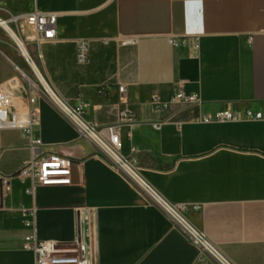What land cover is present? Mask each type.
Wrapping results in <instances>:
<instances>
[{"label": "crops", "instance_id": "obj_1", "mask_svg": "<svg viewBox=\"0 0 264 264\" xmlns=\"http://www.w3.org/2000/svg\"><path fill=\"white\" fill-rule=\"evenodd\" d=\"M2 9L57 13L55 39L24 47L53 93L68 109L81 105L90 126L118 123V153L134 162L139 181L184 207L180 215L230 261L264 264V119L244 114L264 111V0H0V16ZM2 34L8 111L38 113L28 131L0 130V186L1 178L9 183L0 196V264H35L22 249L32 210L40 239L81 242L88 264L212 261L48 96L36 92L29 103L30 76ZM80 39L85 63L76 59ZM180 83L198 103L153 109L152 95L168 102ZM122 109L131 117L119 122ZM222 111L238 119L217 120ZM35 137L39 154L71 160L70 184L35 185L17 174Z\"/></svg>", "mask_w": 264, "mask_h": 264}, {"label": "built area", "instance_id": "obj_2", "mask_svg": "<svg viewBox=\"0 0 264 264\" xmlns=\"http://www.w3.org/2000/svg\"><path fill=\"white\" fill-rule=\"evenodd\" d=\"M56 24L57 13L54 12L35 10L29 13L14 14L6 9H2V16H0V30L15 45L20 55V45L22 47H26L29 43L41 44L55 39L57 30ZM14 37L20 40V45L17 42H13ZM169 42L172 45H177L175 41ZM133 43H135L133 39H124L121 41V44L123 45H130ZM21 57L24 60L22 55ZM87 57L88 44L85 40L80 39L76 42V59L79 63H85ZM14 69L18 73L24 75L16 65H14ZM29 70L32 75V77H26L31 92L29 103H34V94L36 92H42L48 96L78 128L81 135L89 137L95 142L114 170L121 172L129 179L134 180L127 171L128 166L136 171L134 162L120 157L118 153L121 145L118 134V123L102 127L88 125L82 119L81 105L75 106L74 108H70L68 106L69 109H64V107L53 98L51 91L44 88L42 83L43 77L41 78L37 74V71L31 70L30 68ZM43 80L45 81L44 78ZM119 91H123V88L120 87ZM11 101L12 92L10 89H4L0 86V130L4 128H16L23 131L30 130L32 123L37 119V109L28 108L24 112H9L8 107L11 104ZM198 101L199 98L197 93H186L183 90V83H180L178 89L168 98V102H163L157 95H152L150 98L151 106L157 111H162L167 108L168 103H198ZM244 114L246 117L252 119H264V111L261 110H246ZM130 117L131 115L126 109H122L118 113L119 122L129 120ZM215 118L219 121L236 120L238 119V115L229 111H222L218 112ZM159 126L160 123L154 124L155 128H159ZM40 145L41 139L39 137L31 138L33 156L23 164L17 174L22 177L32 178L35 185L70 184L71 160L67 157L53 153L39 154L37 150ZM134 181L138 189L150 198V202L158 206L171 223L174 226H178L187 239L192 244L197 246L202 252L207 254L212 260L207 261L201 258L199 260V264H210V262H214L215 264H234L207 239L202 231L196 229L180 215L179 211L184 207L175 208L170 206L165 201L161 200V198L144 181L141 180V183L136 180ZM8 191V179L1 178L0 196H5ZM29 216L31 219L24 223L29 231L23 236L22 249L31 251L35 254V264H88L84 244L78 241L70 244H59L54 240L40 239L37 236L33 220L34 210L31 211Z\"/></svg>", "mask_w": 264, "mask_h": 264}, {"label": "bare ground", "instance_id": "obj_3", "mask_svg": "<svg viewBox=\"0 0 264 264\" xmlns=\"http://www.w3.org/2000/svg\"><path fill=\"white\" fill-rule=\"evenodd\" d=\"M14 42H15V43L17 42V43L20 45V40L17 39L16 37H14ZM20 48L23 49V55H24L25 59L31 64L30 59H28L29 57H28V55H27V53H26L24 47H22V46L20 45ZM31 65H32V64H31ZM32 66H33L34 70L36 71L34 65H32ZM37 74L41 77V75H40L38 72H37ZM41 78H42V77H41ZM42 83H43L44 88L49 89V91H51L53 98H54V99H55V100H56L61 106H63L64 109L67 110V109H68L67 106L64 105V104L59 100V98L53 93V91L49 88V86H48L47 83L43 80V78H42ZM127 171L130 173V175L133 177L134 180H136L137 182L141 183V181H139V177H138L137 172H136L135 170H133L131 167L128 166V167H127Z\"/></svg>", "mask_w": 264, "mask_h": 264}, {"label": "rangeland", "instance_id": "obj_4", "mask_svg": "<svg viewBox=\"0 0 264 264\" xmlns=\"http://www.w3.org/2000/svg\"><path fill=\"white\" fill-rule=\"evenodd\" d=\"M2 37H3V40L10 46V47H12L17 53H18V55H20V53L18 52V49L15 47V45L9 40V38L8 37H6L4 34H2ZM14 42V41H13ZM15 43V42H14ZM21 55H22V52H21ZM21 55H20V57H21ZM22 58V57H21ZM25 60L26 59H24L23 60V63H24V70H25V72L29 75V76H31L32 77V75H31V72H30V70H29V68L32 70V68H31V66L28 64V62L26 63L25 62ZM33 61H34V63L36 64V60H35V58L33 57ZM30 66V67H28V66Z\"/></svg>", "mask_w": 264, "mask_h": 264}]
</instances>
